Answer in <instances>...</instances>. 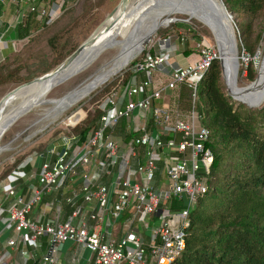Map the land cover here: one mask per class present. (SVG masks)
<instances>
[{"label": "built area", "instance_id": "1", "mask_svg": "<svg viewBox=\"0 0 264 264\" xmlns=\"http://www.w3.org/2000/svg\"><path fill=\"white\" fill-rule=\"evenodd\" d=\"M6 1L0 0V5ZM42 9L44 17L46 11ZM46 16L49 18L50 14ZM14 24L9 23L1 34L0 63L4 59L1 44L16 40ZM177 51L170 39L148 51L134 67L135 71H144L147 78L140 82L134 78L127 87L104 99L99 126L82 145L77 143V136L63 137L64 146L61 150L52 146L39 169L25 171L39 159L30 156L1 182L0 264L38 261L43 238L48 249L38 264H58L59 254L68 242L88 251L94 264H174L182 256L191 225V209L208 191L200 171L208 174L213 163V154L205 147L209 132L201 124L195 125V119L201 118L195 108L199 104L196 93L218 59V52L200 41L192 56L195 61L179 67L170 63ZM243 55L244 61L251 60ZM168 66L172 68L168 80L159 87L151 76ZM184 86L192 93L188 118L179 109L156 106L163 104L165 93ZM81 120V113L77 112L63 124L69 129ZM127 133L133 137L127 140ZM161 161L163 179L155 186L157 164ZM72 175L81 176L83 205L77 202L79 196L73 195L67 198V203L75 205V209L67 219L62 220L61 214L53 218L33 216L45 195L62 190ZM20 187L26 188L25 193L19 192ZM4 198L10 200L7 207ZM182 199L187 208L172 211L171 201ZM86 206H92L87 214ZM125 214L130 229L118 241L106 237L102 230L105 216L116 220ZM153 216L158 219L146 245L133 227L150 226Z\"/></svg>", "mask_w": 264, "mask_h": 264}, {"label": "trees", "instance_id": "2", "mask_svg": "<svg viewBox=\"0 0 264 264\" xmlns=\"http://www.w3.org/2000/svg\"><path fill=\"white\" fill-rule=\"evenodd\" d=\"M12 1L21 10V19L15 24L14 35L17 41H24L30 40L39 30L47 27L48 19L41 16L40 6L45 3L51 9L56 0H33L23 6L21 0ZM222 1L237 25L240 49H243V53L251 59L243 66V72L252 82L256 76L255 57L264 31L263 27V31L256 32L258 20L264 18V0ZM49 11L46 9V13ZM181 30L194 32L184 23H175L166 31L165 36ZM190 36L182 49L184 56L196 53V46L201 41L195 33ZM59 37L60 34L57 33L50 40L53 49ZM135 66L136 64L128 69L123 80L113 87L109 95L127 87L133 76L145 73L142 70L135 71ZM19 72L20 68L8 70L0 66V87L19 82ZM196 94L198 100L199 94L207 98L206 107L199 102L195 108L201 117V126L209 132L205 147L213 154V163L208 174L204 170L200 171L208 191L191 209L186 250L174 264H264V106L248 108L247 105L234 101L227 95L222 84L219 58L212 63L207 78L200 87L198 85ZM158 105L162 104L156 103V106ZM178 106L182 110H192V93L185 86L179 89ZM101 114L100 108L87 112L76 126L66 131H55L52 136L53 142L33 147L28 155L39 156L42 164L47 160L48 150L52 145L62 143L63 137L69 135L77 136V143L82 145L98 128ZM131 137L132 134H126L127 140ZM51 160L54 162L55 156H52ZM30 170V166L25 169L26 172ZM163 172L164 163L161 161L157 164L155 186L161 183ZM25 191L26 188L20 187V193ZM58 193V201H64L66 196H61V190ZM3 202L7 207L10 200L4 198ZM64 202L70 211L69 214L72 213L75 205ZM170 206L172 211H181L188 205L185 199H182L172 200ZM145 240V244L148 245L147 239ZM42 243L40 257L48 249L46 238H43ZM146 250L149 251L148 246ZM40 260L38 258V261H30L29 264H38Z\"/></svg>", "mask_w": 264, "mask_h": 264}, {"label": "rangeland", "instance_id": "3", "mask_svg": "<svg viewBox=\"0 0 264 264\" xmlns=\"http://www.w3.org/2000/svg\"><path fill=\"white\" fill-rule=\"evenodd\" d=\"M24 1L21 0V6L24 5ZM64 1H66V4L63 3ZM120 2L121 0H56L52 4V7H50L52 9L51 13L48 12L44 16L45 19V17H47L46 15L50 14V17L47 18V27L45 29L39 30L30 40L14 41L11 46L9 45L7 51H3L4 59L0 63V66H4L8 70L20 68V72L18 73L20 81L17 83H10L5 86H1L0 100L12 89L48 74L58 65L63 63L70 54H72L98 30V27H100L106 21L107 17L119 6ZM15 6L17 9L19 8L16 4ZM46 6L47 5L43 3L40 6V10H43L42 8H46ZM48 7L49 6H47L46 9L51 10ZM19 15H21V13H19ZM17 16L18 15L13 16L8 20L5 19L4 24L7 25L9 23H13V21L16 24V22L21 19ZM170 18L175 19V21L170 23L168 26L161 27L154 34L151 42L147 46L146 51L140 54L118 75L111 78L108 82L99 87L88 97L74 105V108L71 107L62 113L57 121L49 126L45 131L29 139V136H31L34 132H37V129L40 126L38 119L40 114L44 113L43 110L48 108L47 106L36 108L32 113H28L27 115L18 118L17 121L11 125L10 129L4 134L0 142V146L3 147L4 150L7 148L9 149L7 152H4L0 155V184L11 171L16 169L15 167H17L21 161L29 156V151H31L33 147H37L42 143H50L52 138V136L50 138V135H53V133L57 130L66 131L67 127L63 124V122L71 114L80 112L81 116L84 118L87 112L94 111L96 108H100L99 105L101 101L107 95H109L110 91L114 86L117 85L119 81L123 80L128 69L132 68L134 64L140 62L148 51L153 50V47H158L159 42L170 39L172 45L176 44L178 49L176 53H178L183 49V47H185L187 38L191 37L190 35L195 33L201 38V41L204 40L211 47H213L215 51L218 52L212 33L201 22L195 19H190L184 15H173ZM175 23H184L188 25L194 32L188 33L181 30L178 33H172L169 36H165L166 31L171 29ZM4 24H2V29L5 28ZM132 27L133 26L131 24H128L126 28L123 29L121 38H124L132 30ZM263 27L264 18L258 20L256 32L259 33L260 31H263ZM57 33L60 34V37L55 41V49H53L50 45V40ZM182 39H184V41H182ZM116 53L117 50L115 49L104 52L88 69L53 90L50 93L49 98L59 99L73 91L75 88L79 87L90 77L95 75V73H97V71H99L103 65L108 63ZM239 56L241 59L238 75V87L245 88L254 83L258 78V71L264 56V31L262 34V39L259 43V49L257 50L255 57L254 68L256 76L254 81H249L247 74L243 72V66L248 64L249 61H244L243 49H240V43ZM153 76L156 78L157 85L159 87H161L163 83L168 80L167 75L165 76L158 71L155 72ZM222 84L224 85V91L228 93V86L224 79L223 71ZM200 86L201 83L199 84V87ZM10 97H12V95L9 96V98ZM178 97L179 90L166 93L164 95L162 105L166 108L168 107L169 109H179L184 115V118H188L190 110H182L179 108ZM252 99L254 100V96ZM186 102L188 103L189 100H186ZM199 102L206 107V96L199 94ZM262 106H264V103ZM195 125L199 127V119H195ZM1 196L2 194L0 193V198Z\"/></svg>", "mask_w": 264, "mask_h": 264}, {"label": "bare ground", "instance_id": "4", "mask_svg": "<svg viewBox=\"0 0 264 264\" xmlns=\"http://www.w3.org/2000/svg\"><path fill=\"white\" fill-rule=\"evenodd\" d=\"M150 3H152V0H125L98 27L99 30L94 36L93 44L87 47L72 65L68 67L69 60H66V62L64 60L61 67L50 75L38 82H34V79L26 83V85L18 88V91L12 97L1 104L6 94L0 100V142L4 134L15 122V118L32 113L36 108L47 106V109H42L44 113L40 114L38 119L40 126L37 129V132L40 133L45 131L47 126L49 127L57 121L62 112L67 111L104 85L105 83L103 82L106 75L111 79L113 77L111 74L117 70H123L132 59L137 58L140 55L138 47L139 36L145 27L150 23L152 25L157 23L159 28L162 25L169 24L164 23V20L169 15L158 17L155 20L154 16L151 19V14L144 13ZM176 15L189 17V15L182 13ZM189 18L197 21L201 20L196 15H192ZM150 19L152 20L151 22ZM128 24L133 26L132 30L124 38H121V33ZM217 43L222 54L223 76L228 88L244 96H254V100L252 102L250 100L251 103L260 100L264 88V56L258 71L257 80L248 87L239 88L238 85L234 84L235 75H237L236 77L238 79L240 70V61L239 64L236 63L239 54L237 56L236 52L228 44L219 40H217ZM111 49L117 50V53L95 75L65 96L59 99L49 98L53 90L81 74L95 63L104 52ZM8 150V148L4 150L0 146V155Z\"/></svg>", "mask_w": 264, "mask_h": 264}, {"label": "water", "instance_id": "5", "mask_svg": "<svg viewBox=\"0 0 264 264\" xmlns=\"http://www.w3.org/2000/svg\"><path fill=\"white\" fill-rule=\"evenodd\" d=\"M124 1L125 0H121L120 5ZM145 10L146 11L144 13L151 14V19L154 16L155 20L158 17L169 15L164 20V23H166V24L174 22L175 19H171L170 16H173V15H176L179 13L189 15V17H191L192 15H196L199 19H201L199 21H201V23L203 25H205L210 30V32L212 33V35L215 39V42L217 45V50H218V58L220 60L222 71H223V59H222V54H221V51L219 49L217 40H219L225 44H228L236 52L237 56L239 54L240 36L238 34V28H237V25H236L232 15L228 12V10L226 9L222 0H152V3H150L149 7H147ZM151 19H150V22L152 21ZM158 26L159 25L157 23L153 24V25L150 23L145 27L144 31H142L140 33L139 46H138L139 47V54H142L144 51H146L147 46L151 42L154 34L159 30ZM98 30H99V28H98ZM96 32L65 59V62H66V60H69L68 67L70 65H72L76 59H78V57L81 55V53L87 47H89L90 45L93 44L94 36H95ZM135 59H132L131 62H129L127 65H130ZM240 59H241V57L239 56L238 59L236 60L237 64H239ZM61 65H62V63L60 65H58L55 69L50 71L48 74H45L42 77L35 79L34 82H38V81L42 80L43 78H45L46 76L50 75L52 72H54L59 67H61ZM121 71H122V69L117 70V71H115V73H113L111 75H113V77H114V76L118 75ZM236 76L237 75H235L234 84L238 85V79ZM105 77L106 78H105L103 83H106L110 80L108 75H106ZM24 85H26V83L12 89L11 91H9L7 93V95L5 96V98L2 100L1 104H3L6 100H8L10 95H13L15 92H17L18 88H20ZM227 95L229 97H231L233 100L247 105L248 108L260 107L264 103V88L262 90L260 100H258L257 102H254V103L250 102V100L251 101L253 100L250 95L244 96L241 93L233 92L229 88H228ZM62 113H64V112H62ZM20 117H22V115L15 118L14 121H17V119ZM47 128H48V126L46 127V129ZM39 133L40 132H34L31 136H29V139L32 137H35Z\"/></svg>", "mask_w": 264, "mask_h": 264}, {"label": "crops", "instance_id": "6", "mask_svg": "<svg viewBox=\"0 0 264 264\" xmlns=\"http://www.w3.org/2000/svg\"><path fill=\"white\" fill-rule=\"evenodd\" d=\"M19 13H21L20 8L17 9L15 6V3L12 0H7L5 4L0 5V21H1L0 36L2 33L6 32V29L8 27V24L7 25L4 24L5 19L7 20L11 19V17L19 15ZM2 24H4V27H5L3 29H2ZM12 43L13 41H7L6 43L1 44L2 54H3V51L4 52L7 51V48L9 47V45L11 46ZM194 55L195 53L189 56H184L181 50L178 53H175L171 57L170 63L175 66L185 67L189 63H192L195 61V57H192ZM171 69H172L171 66H168L166 67L165 70L158 71V72H161L162 74H164L165 76L167 75L168 77ZM153 75L154 73L152 74L151 79L152 81H154L155 84H157V80ZM134 78L137 80V82H140L142 80H145L147 78V75L146 73H144L142 75L133 76L132 79ZM51 136L53 135H50V138ZM53 141H54L53 138H51V142ZM52 146L63 147L64 142L55 143ZM40 165H41V161L38 159L34 165L30 166L31 167L30 171H32L35 168L39 169ZM81 183H82L81 176L72 175L69 177V180L66 182L65 186L61 190V193H62L61 196L62 197L66 196V198H64L65 199L64 201H66V204H68L67 198L73 195H78L79 197H78L77 202L78 204L83 205V202L81 200V185H82ZM58 196H59L58 192H53V193H49L45 195V197L42 200L43 202H41V204L34 209L33 216L42 215L46 218H53L57 216V214H61L62 220L67 219V217L70 215L69 214L70 211L68 207H66V205L63 204L65 203L63 200L58 201ZM91 207L92 206L90 207L86 206L84 208V213L87 214L90 211ZM127 219H128L127 214H125L124 216L116 220H113L109 215L105 216L104 222L102 223V230L106 234V237L110 238L113 241H118L121 237H123V235H125L128 229H130V227L127 224ZM157 219H158L157 216H153L151 217L149 221L150 226L148 227L137 226V227H133V230L139 233L143 237L144 241H146L145 239L149 241L151 230L153 226L157 223ZM38 254H39L38 258L41 259L40 252H38ZM58 264H94V263H93V256L88 251L84 250L83 248H81L75 243L68 242L64 245L62 251L59 254Z\"/></svg>", "mask_w": 264, "mask_h": 264}]
</instances>
